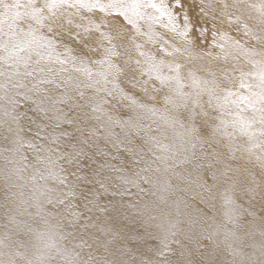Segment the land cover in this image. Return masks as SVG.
<instances>
[{"label":"bare ground","instance_id":"6f19581e","mask_svg":"<svg viewBox=\"0 0 264 264\" xmlns=\"http://www.w3.org/2000/svg\"><path fill=\"white\" fill-rule=\"evenodd\" d=\"M180 1L185 29L165 33L155 9L174 16L172 0H0V264H262L264 53L228 29L199 45L218 23ZM259 1L236 0L234 16L249 6L258 20ZM109 14L130 30L121 75L109 69ZM81 94L88 131L132 141L104 188L77 180L56 135L38 140L29 119L48 96L63 121Z\"/></svg>","mask_w":264,"mask_h":264},{"label":"snow or ice","instance_id":"6c2138e0","mask_svg":"<svg viewBox=\"0 0 264 264\" xmlns=\"http://www.w3.org/2000/svg\"><path fill=\"white\" fill-rule=\"evenodd\" d=\"M49 99L50 97L44 96L34 101L38 105L32 110L35 118L29 117L36 126L33 135L38 137V140L48 143L49 136L55 134L57 139L53 143L61 147V159H66L67 163L75 169L72 174L76 179L83 184L99 185L104 188L105 183L110 181L109 173L116 168L115 162L122 160L120 153H131V147H129L132 144L131 139L125 143L124 140L95 135L88 131L91 125V116L88 111L89 101L83 94L68 106L69 112L64 113L63 121L58 120L53 114L54 110L47 106ZM55 111L63 112V109ZM111 194L115 195V192ZM112 207L114 208L115 204ZM121 207L132 209L134 205L122 204ZM111 210L112 208L108 207L99 209L102 213Z\"/></svg>","mask_w":264,"mask_h":264},{"label":"rangeland","instance_id":"374dc122","mask_svg":"<svg viewBox=\"0 0 264 264\" xmlns=\"http://www.w3.org/2000/svg\"><path fill=\"white\" fill-rule=\"evenodd\" d=\"M161 1H163V0H161ZM164 1H166V4H167V2L170 3V0L169 1L164 0ZM179 1L180 0H172V2H174L173 3L174 9H175L174 11H176L174 13V16L168 15L167 12L166 13L161 12V11L165 12V10L164 9L162 10L159 5H156L154 3V5H156L158 8L157 10L159 11V12H157L155 9V12L157 13V15L159 14L158 17L161 16L159 18L161 21V25H159L160 31H163L166 33V32H168V28H170L174 31L177 29L176 31L181 33V30L185 29L183 27H180V22L175 24V21H174V19H177L178 21L179 20L180 21L181 20L186 21V19L184 17L187 16V13H185V12H182V13L178 12L177 13V11H179V10L181 11V8L183 6V5H181L182 1H180V2ZM188 1H189V3L192 4V6H191L192 10L191 11H194L196 13L198 12L201 15H204L205 18L209 17L210 21L208 20V22H210V23L212 22L214 24L218 23V26L220 28V30L218 32H211L210 34H206V36L202 40H199L197 42L199 45L206 46L207 48H210L211 41H212V39H214L215 34H220V31L223 32V30L228 29L232 33L231 35H234L238 41H240V42L242 41L243 43H246L247 45H251L254 43L253 46L257 44V46L255 48L257 50H259L260 53H264V21L261 20L262 17L264 18V15L261 17V14L258 12L257 13V16H259L258 20L253 21V17L256 15H254L253 11L248 6L247 8L244 9L245 12H244V15L242 17H237L236 15H235L236 16L235 17L234 16L235 11L239 8V6H237V4H236V0H228V2L230 3V6H231V9L228 10V15L224 14V13H220V11L222 10L221 0H197V1L188 0ZM259 2L264 5V0H261ZM154 5L151 3V6H153L152 8H154ZM232 5L235 6V9L233 8ZM178 6H180V8H178ZM176 7H177V9H176ZM193 7H194V9H193ZM89 13H90L93 21H97V19H99V17L102 16L101 13L96 11V10L94 12L91 11ZM182 14H183V16H181ZM211 14H213V15H211ZM116 15L117 14H113L111 16L109 14L108 19L105 20V24L107 27H109L110 30H112L113 32L116 33L115 36L111 37V42L109 44V50L112 53L111 54V64H110L109 69L114 70V71L117 70L118 74L121 75V67L119 64L118 57L124 51V49L127 47V44L125 41H127V38L130 34L129 33L130 30H129L128 26H125L124 23L122 24V18L119 20H116L117 19ZM168 17H174V18L172 20H170V19H168ZM61 20L65 21V23H68V26L67 27L65 26L66 28L74 30L73 20L65 18V17H62ZM92 24H93V29L90 31V34H89L90 37L88 40V41H90L89 47L85 48L84 51L81 50V48H78V50H77L78 52L79 51L80 52L81 51H83V52L87 51L89 57H91L93 55L91 58H93L97 54V52H100V45L102 44V40L97 35V31H98V26L96 25L97 22L92 23ZM172 25H174L175 28L172 27ZM124 27L127 30H125ZM164 27H165V29H163ZM80 28H83V26ZM121 28H122V30H119L120 35H118L116 30L121 29ZM250 29H253L254 31H250ZM80 31H82V29L77 30V32H80ZM71 43H72V39L70 40V44ZM76 44H72V46H75ZM133 54H134V52H133ZM154 54L156 56H154L153 59H155L157 57H161V49L155 47ZM135 57H137V55H135ZM90 66L92 67V65H90ZM180 93H181V96L183 99H186L187 97L191 96V91H190L189 87L183 82L180 85ZM202 126H204V125H202ZM198 127L201 128V131L203 130L201 126H198Z\"/></svg>","mask_w":264,"mask_h":264}]
</instances>
